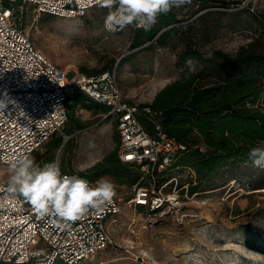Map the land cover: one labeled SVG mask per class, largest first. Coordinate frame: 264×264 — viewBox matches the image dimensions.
<instances>
[{
    "label": "rangeland",
    "instance_id": "1",
    "mask_svg": "<svg viewBox=\"0 0 264 264\" xmlns=\"http://www.w3.org/2000/svg\"><path fill=\"white\" fill-rule=\"evenodd\" d=\"M201 5L207 7L200 9ZM252 5L254 11L224 10L209 0H190L172 12L182 19L180 25L192 23V41L201 54L220 50L234 55L254 42L258 20H264V0H253ZM21 6V28L68 79L113 72L117 86L133 104L151 103L165 85L200 68L193 62L195 71L190 72L178 62L182 47L176 38L163 47L145 49L146 44L131 49L132 25L106 27L107 7L97 6L84 17L59 18L38 14L30 3ZM110 65L111 70L103 71ZM76 115L83 129L61 131L65 146L56 151L47 147L35 151L31 157L39 166L55 161L61 171L86 172L117 150L119 135L112 115L82 105ZM257 148H264V142ZM132 171L123 169L126 175L132 176ZM10 175L0 164V179L8 181ZM101 178L114 182L121 204L119 214L108 223L112 243L77 264H264V168L254 166L251 158L227 165L215 179L199 180L198 195L184 202L181 211L164 215L127 203L133 193L131 177L126 181L104 175L93 184ZM149 181L148 176L142 179Z\"/></svg>",
    "mask_w": 264,
    "mask_h": 264
},
{
    "label": "built area",
    "instance_id": "2",
    "mask_svg": "<svg viewBox=\"0 0 264 264\" xmlns=\"http://www.w3.org/2000/svg\"><path fill=\"white\" fill-rule=\"evenodd\" d=\"M4 1L30 3L38 14L59 18L84 17L100 5L96 0H0V99L8 101L0 110V164L9 169L15 158L31 156L54 132L61 131L69 113L67 92L79 88L109 107L119 135L118 159L132 163L150 179L133 186L127 203L159 215L181 211L184 202L198 195L191 188L200 180L194 168L174 165L186 145L159 125L153 134L144 128L138 106L123 95L115 73L68 79L64 69L33 45L18 25L21 17L3 7ZM252 2L243 0L237 8L254 11ZM131 25L136 26L135 22ZM168 171L173 173L168 175ZM62 174L85 178L73 172ZM167 187H171L169 192ZM120 210L115 195L101 210H90L75 221L40 217L30 203L8 191V181L0 179V264H55L57 260L77 264L89 259L112 243L108 223Z\"/></svg>",
    "mask_w": 264,
    "mask_h": 264
},
{
    "label": "trees",
    "instance_id": "3",
    "mask_svg": "<svg viewBox=\"0 0 264 264\" xmlns=\"http://www.w3.org/2000/svg\"><path fill=\"white\" fill-rule=\"evenodd\" d=\"M209 1L224 10L245 8L251 11L248 7L237 8V4L243 0ZM22 4L20 1L12 3L4 1L3 7L13 9V12H17L23 18V10L18 7ZM206 7L201 5L200 9ZM172 10L159 15L149 30L132 25L130 48L136 49L146 44L148 45L144 47L145 49L163 47L168 45V39L176 38L182 47L178 52V62L185 66V62L191 59L199 64L200 68L165 85L151 103L137 105L138 118L150 134H153L156 125H159L168 135L186 145V149L174 163L175 166L192 167L198 173V179L212 180L227 165L248 161L250 150L264 142V20H258L260 27L254 42L241 48L234 55L215 50L210 56H204L195 48L192 41V23L180 25L182 19L173 14ZM42 14L55 16L49 13ZM121 61L122 59L119 63ZM112 66L103 71L111 70ZM103 73L113 72L87 76H98ZM67 105L69 113L61 129L67 134L83 129V123L76 115V108L79 105L88 109H98L103 113L109 111L107 105L94 100L85 91L75 87L67 92ZM61 131L54 132L40 148L47 147L51 151H56L64 147ZM117 150L110 153L103 162L78 174L91 182L101 176L110 175L118 179L125 178L126 181L131 177L133 186L136 183L142 184L144 173L132 163L121 162L117 157ZM126 167L133 168L132 176L123 172ZM198 188L199 184L193 186L191 192H197ZM55 264L66 263L57 260Z\"/></svg>",
    "mask_w": 264,
    "mask_h": 264
},
{
    "label": "clouds",
    "instance_id": "4",
    "mask_svg": "<svg viewBox=\"0 0 264 264\" xmlns=\"http://www.w3.org/2000/svg\"><path fill=\"white\" fill-rule=\"evenodd\" d=\"M109 9L106 27L131 25L149 30L161 14H167L190 0H96ZM190 72L194 63L187 60ZM8 101L0 99V110ZM249 157L256 167L264 168V148H252ZM11 175L8 191L30 203L40 217L55 216L64 221H75L90 210H101L116 195V186L110 178H101L95 186L78 175H63L55 161L39 166L30 156L15 158L9 167Z\"/></svg>",
    "mask_w": 264,
    "mask_h": 264
}]
</instances>
